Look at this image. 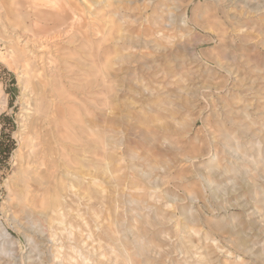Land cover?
<instances>
[{
    "label": "rangeland",
    "instance_id": "1",
    "mask_svg": "<svg viewBox=\"0 0 264 264\" xmlns=\"http://www.w3.org/2000/svg\"><path fill=\"white\" fill-rule=\"evenodd\" d=\"M71 1L40 51L0 17V264H264V0Z\"/></svg>",
    "mask_w": 264,
    "mask_h": 264
},
{
    "label": "bare ground",
    "instance_id": "2",
    "mask_svg": "<svg viewBox=\"0 0 264 264\" xmlns=\"http://www.w3.org/2000/svg\"><path fill=\"white\" fill-rule=\"evenodd\" d=\"M92 2H96V3H101L102 4V0H92ZM128 2H131V0H128ZM225 2V1H224ZM11 5H13L15 7L16 10V14L17 15H22L21 19H18V17L16 19H10L8 13H9V8L8 7L7 10L5 9L4 12H2V14L0 15L3 23H5L6 27L8 28L10 27H14L17 30H19L21 32L20 35H23L25 37H27V42H30L31 45H37L40 47L39 51L44 47V43L45 45L47 44H52L53 42H55V38L57 37H72L74 36V31L75 29L80 26L82 18H80L81 15H83L82 11L79 10L78 11V6L75 5L76 3H72L71 0H40V2H37L36 0H10ZM164 4V3H163ZM226 4V3H225ZM166 5V4H165ZM4 5L0 6V8H2ZM80 6V5H79ZM5 7V6H4ZM246 7V6H245ZM101 8V7H100ZM173 8V6H172ZM182 8V7H181ZM244 8V7H243ZM102 9L105 11L104 14H106V16H108V18L112 15V14H119V7L118 6H114L113 3H105L104 5H102ZM173 11V10H171ZM235 11V10H234ZM257 11V10H256ZM19 12V13H18ZM22 12L24 14H22ZM231 12V11H230ZM234 13V12H233ZM242 13V12H241ZM173 14V13H172ZM170 14L169 12V19L172 21V16H176L175 12L174 15ZM231 14V13H229ZM237 13H235L236 15ZM183 17L186 16L185 12H183L181 14ZM228 15V14H227ZM232 15V14H231ZM238 15V14H237ZM240 15V14H239ZM239 19L241 18V16H239ZM250 15V14H249ZM105 16V15H104ZM179 16V15H178ZM233 16V15H232ZM4 17V19H3ZM177 17V16H176ZM236 17V16H234ZM228 18V17H227ZM246 18V17H245ZM237 19V21L239 20ZM241 19H244L243 17ZM248 19V17H247ZM181 20V18H180ZM184 20V19H183ZM246 20V19H245ZM175 21V19H174ZM185 21V20H184ZM231 21V20H230ZM242 21V20H241ZM183 22V21H182ZM239 22V21H238ZM107 23L110 24L111 23V28L113 26L114 21L112 20H107ZM166 23V22H165ZM233 25L235 24L232 23ZM245 24V23H242ZM115 25L118 26L117 23H115ZM238 26V24H237ZM110 27V26H109ZM109 27L107 28L108 33L110 32ZM129 27V26H128ZM234 27V26H233ZM80 28V27H79ZM136 28V27H135ZM135 28H133V26H131L132 31L135 30ZM237 27H234V30ZM240 28V27H239ZM237 28V29H239ZM130 29V30H131ZM149 25H144L142 27V29L140 30L141 32L143 31H149ZM115 31V30H113ZM237 33H241V31L237 32ZM113 35V34H112ZM150 35V34H149ZM63 37V38H64ZM112 40L115 39L113 36L111 37ZM65 39V38H64ZM119 39V37L117 38ZM59 40V39H58ZM71 39L68 40V42ZM81 41V40H79ZM118 41V40H117ZM130 41V39H129ZM128 41V42H129ZM132 42V41H131ZM133 43V42H132ZM82 44V43H80ZM55 46V43H54ZM76 46V44L74 45ZM68 48V47H66ZM32 49V48H31ZM51 49V47H50ZM65 49V48H64ZM73 49V48H72ZM33 50V49H32ZM56 50V48H55ZM54 50V52H55ZM75 50V49H74ZM193 50V49H192ZM51 51V50H49ZM69 51V50H68ZM82 52V51H81ZM191 52V51H190ZM44 53V51L42 52ZM51 53V52H50ZM59 53L60 50H59ZM58 53V54H59ZM64 54V53H63ZM78 54H80L78 52ZM193 54V53H192ZM65 55V54H64ZM68 52H67V56H68ZM53 56V55H52ZM63 56V55H62ZM58 57V56H57ZM61 57V55H60ZM44 59V58H43ZM57 59V58H56ZM61 59V58H60ZM61 61V60H60ZM64 61V60H63ZM45 62V61H42ZM50 63V62H49ZM67 63V62H66ZM41 64V63H40ZM45 64V63H44ZM61 64V63H60ZM109 64V63H108ZM116 64V63H115ZM38 65V64H37ZM46 65V64H45ZM23 66L25 67V69L27 71L32 70L31 69V64L27 63V62H23ZM58 66V65H57ZM60 66V65H59ZM46 69H48L49 71L52 69V66L49 64V66L45 67ZM55 68V67H54ZM111 68V67H110ZM118 68V67H117ZM44 69V68H43ZM113 69V68H112ZM37 72V70H35ZM123 71V70H122ZM106 73V72H105ZM117 74V73H116ZM47 75V74H46ZM107 75V74H106ZM115 75V74H113ZM45 76V73L40 74L37 73L36 74V78L38 81H43V77ZM52 78V77H51ZM59 78V77H58ZM123 78V77H122ZM54 80V78L52 79ZM90 81V80H89ZM110 81V80H109ZM50 82V81H49ZM56 82V80H55ZM60 82V79H59ZM48 80H46L44 82V85H47ZM64 83V82H63ZM52 84V83H51ZM56 84V83H55ZM60 84L62 85V83L60 82ZM54 85V84H52ZM57 86V85H56ZM64 86V84H63ZM66 86H64L65 88ZM55 88V87H54ZM57 88V87H56ZM53 89V88H52ZM25 87L23 88V92L25 91ZM45 90V88H40L39 91L40 92H34L35 94V98L34 100L37 101V103L33 106V111L38 113L40 116L43 115H47L50 116V121H54L56 122L57 120L59 121V123L65 119V114H63V111L65 110H59V107L57 106V102L56 104L54 102L51 101H46V99L44 100V94L43 91ZM38 91V90H37ZM64 91H66V89H64ZM59 94V93H58ZM62 95V94H61ZM63 97V96H62ZM47 98V97H46ZM66 102V101H65ZM68 102V99H67ZM109 102V101H108ZM47 103V104H46ZM45 104L47 105L45 107ZM76 107V106H75ZM74 107V108H75ZM115 107V106H113ZM112 107V108H113ZM67 108V107H66ZM77 108V107H76ZM62 109V108H61ZM78 109V108H77ZM116 109V107H115ZM66 111V110H65ZM70 111V110H69ZM81 110H79L80 112ZM67 113V112H66ZM108 114V113H107ZM81 115V114H80ZM106 115V114H105ZM68 116H70V112L68 114ZM129 117V116H128ZM96 119V118H94ZM106 119V118H105ZM113 119V118H112ZM82 120V119H81ZM117 120V119H116ZM85 121V120H84ZM96 121V120H95ZM66 127L70 126V119L67 117L66 120L64 121ZM83 122V121H82ZM57 123V122H56ZM62 123V122H61ZM63 124V123H62ZM64 125V124H63ZM107 138V137H106ZM57 143V142H56ZM57 145V144H56ZM126 146V145H125ZM31 154H35L36 150H34L35 146L34 144L31 143ZM88 150V149H87ZM90 153V152H89ZM153 158V157H152ZM82 165V163H81ZM80 165V166H81ZM79 166V167H80ZM97 167L99 165H96ZM133 175V174H131ZM92 178V177H91ZM5 212V211H4ZM129 251V250H128ZM38 253V252H37ZM5 259V258H4ZM9 259V258H8ZM7 259L8 263L10 262ZM15 259V257H14ZM21 259V258H20ZM2 260V258L0 259ZM11 260V259H10ZM13 260V259H12ZM14 261V260H13ZM16 261V260H15ZM25 261V260H24ZM7 264V263H6ZM11 264V263H10ZM22 264V263H21ZM32 264V263H30Z\"/></svg>",
    "mask_w": 264,
    "mask_h": 264
},
{
    "label": "trees",
    "instance_id": "3",
    "mask_svg": "<svg viewBox=\"0 0 264 264\" xmlns=\"http://www.w3.org/2000/svg\"><path fill=\"white\" fill-rule=\"evenodd\" d=\"M5 117H0V119H3ZM2 134H4V131L2 130ZM0 154H2L4 157L7 154L6 149L3 148L2 139H0Z\"/></svg>",
    "mask_w": 264,
    "mask_h": 264
}]
</instances>
